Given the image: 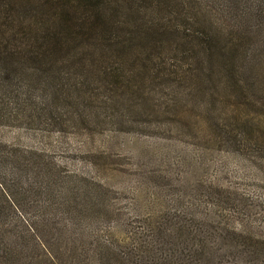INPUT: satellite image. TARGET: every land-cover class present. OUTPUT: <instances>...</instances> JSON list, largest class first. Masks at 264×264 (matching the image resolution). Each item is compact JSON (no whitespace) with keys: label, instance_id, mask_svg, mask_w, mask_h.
Masks as SVG:
<instances>
[{"label":"rangeland","instance_id":"374dc122","mask_svg":"<svg viewBox=\"0 0 264 264\" xmlns=\"http://www.w3.org/2000/svg\"><path fill=\"white\" fill-rule=\"evenodd\" d=\"M117 7L110 43L72 27L35 74L0 61L2 222L53 264L92 230L264 264V0Z\"/></svg>","mask_w":264,"mask_h":264},{"label":"trees","instance_id":"16d2710c","mask_svg":"<svg viewBox=\"0 0 264 264\" xmlns=\"http://www.w3.org/2000/svg\"><path fill=\"white\" fill-rule=\"evenodd\" d=\"M34 1L0 0V61L6 62L3 64L8 66L11 62L16 64V61L23 60L30 65V69L32 67L30 71L33 74L39 70L42 62L49 59L47 53L51 51V41L55 42L51 43L55 49L61 36L68 35L72 27L79 29L80 33L88 38L99 28L105 29L106 43H110L111 39L107 37L111 32V24L106 26L105 17H112L111 13L118 9L117 6L122 10L132 0H37L35 10L23 5ZM140 8L141 6L136 4L134 13ZM31 11H38L40 18L33 16ZM182 11L188 12L183 8ZM192 11L195 12L194 5L189 14ZM123 44L124 42H118L116 45ZM13 48L19 49V55L7 53V50ZM58 48L60 49L59 46ZM4 99L5 95H1L0 100ZM0 161L3 159L0 158ZM2 188L0 183V197L7 204ZM98 198L99 195L95 191L90 200L94 203ZM8 209H11L9 204ZM3 211L0 207V264H40L41 260L53 264L54 257L48 244L36 235L34 229L26 227L27 237L31 238L34 249L40 252L35 257L27 255V251L32 249L24 243V237L16 235L13 228L2 222ZM71 237L74 243L73 259L78 264H208L211 259L210 255L205 256L199 251L201 248L194 243V239L174 241L175 244L167 241L169 244L154 248L152 241L138 242V239L128 245L129 237H121V240L115 236H99L96 230H92L86 237ZM126 239L128 241H125Z\"/></svg>","mask_w":264,"mask_h":264}]
</instances>
